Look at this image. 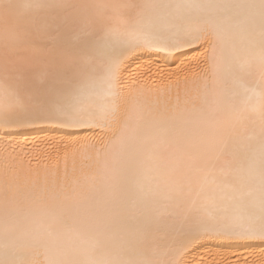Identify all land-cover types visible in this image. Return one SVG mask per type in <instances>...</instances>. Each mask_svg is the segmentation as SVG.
I'll use <instances>...</instances> for the list:
<instances>
[{
  "label": "snow or ice",
  "instance_id": "snow-or-ice-1",
  "mask_svg": "<svg viewBox=\"0 0 264 264\" xmlns=\"http://www.w3.org/2000/svg\"><path fill=\"white\" fill-rule=\"evenodd\" d=\"M193 44L189 109L140 61ZM0 50V129L90 133L43 178L0 180V264H197L202 239L264 240V0H0Z\"/></svg>",
  "mask_w": 264,
  "mask_h": 264
},
{
  "label": "bare ground",
  "instance_id": "bare-ground-1",
  "mask_svg": "<svg viewBox=\"0 0 264 264\" xmlns=\"http://www.w3.org/2000/svg\"><path fill=\"white\" fill-rule=\"evenodd\" d=\"M36 43L39 46L40 41ZM30 54V50L25 53V55ZM206 56L207 54L200 49L199 45L193 44L174 52H153L145 55L140 63H151L154 73L157 66L174 70L171 75L166 73L162 80L165 84L172 85L173 103L178 93L180 106L191 109L192 102L196 100L198 93L202 94V85L193 81L191 71L207 68ZM190 61L193 63H189ZM181 66H184L183 69ZM177 69L180 71L176 72ZM45 72L43 63L34 66L33 79L36 86L39 87V82L47 79ZM89 134L84 129L62 128L56 124L43 123L0 129V180L7 178L13 184H19L23 188L26 181L37 175L43 178L46 171L55 163L57 155L61 157V168L63 167V143L82 139ZM83 163L80 158H77L76 178L81 181L83 176L79 169ZM71 166L70 158L69 169ZM6 170L10 171L7 177L4 175ZM2 223L3 219L0 217V224ZM189 251L188 259L197 261V264H264V240L259 238L209 237L200 240Z\"/></svg>",
  "mask_w": 264,
  "mask_h": 264
}]
</instances>
